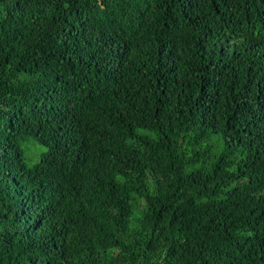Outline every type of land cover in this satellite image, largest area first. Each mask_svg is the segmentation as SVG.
<instances>
[{
    "label": "trees",
    "instance_id": "1",
    "mask_svg": "<svg viewBox=\"0 0 264 264\" xmlns=\"http://www.w3.org/2000/svg\"><path fill=\"white\" fill-rule=\"evenodd\" d=\"M0 264H264V0H0Z\"/></svg>",
    "mask_w": 264,
    "mask_h": 264
}]
</instances>
